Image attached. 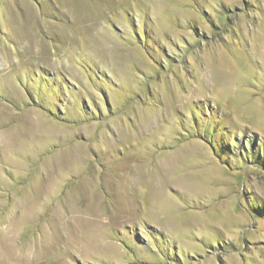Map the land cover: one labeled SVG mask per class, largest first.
<instances>
[{
	"label": "rangeland",
	"instance_id": "obj_1",
	"mask_svg": "<svg viewBox=\"0 0 264 264\" xmlns=\"http://www.w3.org/2000/svg\"><path fill=\"white\" fill-rule=\"evenodd\" d=\"M262 159L264 0H0V264H264Z\"/></svg>",
	"mask_w": 264,
	"mask_h": 264
},
{
	"label": "trees",
	"instance_id": "obj_2",
	"mask_svg": "<svg viewBox=\"0 0 264 264\" xmlns=\"http://www.w3.org/2000/svg\"><path fill=\"white\" fill-rule=\"evenodd\" d=\"M218 153H219V152H218ZM219 154H220V153H219ZM261 161L263 162V161H264V159H262ZM261 161H260V162H261Z\"/></svg>",
	"mask_w": 264,
	"mask_h": 264
}]
</instances>
